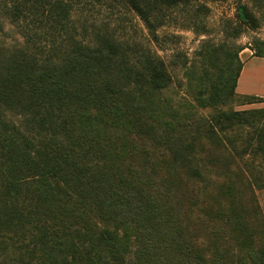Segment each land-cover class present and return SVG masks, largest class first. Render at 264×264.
Listing matches in <instances>:
<instances>
[{"label": "trees", "instance_id": "1", "mask_svg": "<svg viewBox=\"0 0 264 264\" xmlns=\"http://www.w3.org/2000/svg\"><path fill=\"white\" fill-rule=\"evenodd\" d=\"M173 9L193 30L209 10L202 0H0V36L10 26L19 37L0 43V258L264 264V108L231 107L242 46L203 45L183 66L186 97L167 98L169 65L150 44L178 23ZM127 13L142 42L125 32Z\"/></svg>", "mask_w": 264, "mask_h": 264}, {"label": "rangeland", "instance_id": "2", "mask_svg": "<svg viewBox=\"0 0 264 264\" xmlns=\"http://www.w3.org/2000/svg\"><path fill=\"white\" fill-rule=\"evenodd\" d=\"M202 1L208 6L209 10H200L198 29L180 27L179 18L183 14L180 10L173 9L168 13L169 18L170 20L177 18L178 23L168 21L166 25L157 28L155 41L150 44L151 49L169 65L173 84L165 95L167 98L171 97L175 102L180 100L182 96L186 97L182 75L184 64L186 62L188 65L195 64L199 60L196 52L206 43L222 44L226 47L232 43H237L242 46L239 58L243 68H248L249 65L257 63V65H260L259 67L263 68L261 70H264V0ZM239 8H243L244 20L239 16ZM109 15L110 11L102 8L97 16L99 23L107 22ZM78 18L79 15L76 13L73 19L77 20ZM251 19L254 21L253 24L250 21ZM120 20L125 26V32L132 36V40L142 42L140 37L142 24L137 18L127 13L121 14ZM247 20L250 23H247ZM119 33L124 35L121 32ZM16 40H19V37L15 30L10 26H6L5 34L0 36V43L11 44ZM221 61H224L223 57ZM243 76L240 78L239 89L242 88ZM251 84H256L255 88H259L261 94H250L249 96H255L257 99L252 100L253 103L251 104H245L247 100L242 97L248 94H242L239 89H236L237 97L231 104L234 110L264 108V79L258 83L254 81ZM256 169L264 171V166L263 169ZM255 193L262 212H264V190H256ZM0 264L10 263L7 262L6 257V259L0 258Z\"/></svg>", "mask_w": 264, "mask_h": 264}, {"label": "crops", "instance_id": "3", "mask_svg": "<svg viewBox=\"0 0 264 264\" xmlns=\"http://www.w3.org/2000/svg\"><path fill=\"white\" fill-rule=\"evenodd\" d=\"M260 65H257V63L252 64L251 66L249 65L248 68H243L241 70L240 75L237 80V86L236 89H239V82L240 78L243 76V83H242V88L239 89L240 93L242 94H261L259 88H255L257 85L256 84H251L256 81L257 83L259 81H262L264 79V70L262 67H259ZM257 69V70H255ZM238 91V90H237Z\"/></svg>", "mask_w": 264, "mask_h": 264}, {"label": "water", "instance_id": "4", "mask_svg": "<svg viewBox=\"0 0 264 264\" xmlns=\"http://www.w3.org/2000/svg\"><path fill=\"white\" fill-rule=\"evenodd\" d=\"M239 16H240V18L242 19V20H244L245 19V15H244V12H243V8H239Z\"/></svg>", "mask_w": 264, "mask_h": 264}]
</instances>
